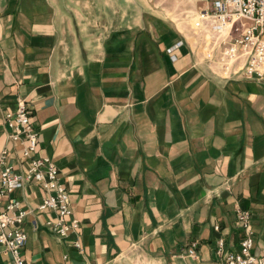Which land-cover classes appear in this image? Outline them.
<instances>
[{
    "label": "crops",
    "instance_id": "1",
    "mask_svg": "<svg viewBox=\"0 0 264 264\" xmlns=\"http://www.w3.org/2000/svg\"><path fill=\"white\" fill-rule=\"evenodd\" d=\"M154 12L150 0H0V152L24 172L4 123L22 102L79 222L61 238L36 210L42 187L14 190L2 205L27 212L26 264H218L216 241L242 239L237 209L251 213L253 253L264 245V79L213 75L191 29Z\"/></svg>",
    "mask_w": 264,
    "mask_h": 264
},
{
    "label": "built area",
    "instance_id": "2",
    "mask_svg": "<svg viewBox=\"0 0 264 264\" xmlns=\"http://www.w3.org/2000/svg\"><path fill=\"white\" fill-rule=\"evenodd\" d=\"M201 7L193 17L190 27L195 53L211 73L221 79L241 77L245 80L264 79V0H201ZM181 42L169 48L167 53L174 61L173 51ZM4 123L10 130L8 138L21 143L22 158L26 161L24 172L17 173L7 164L9 154L0 152V257L5 264H26L21 251L27 241L22 224L27 212L18 209L16 203L2 205L16 189L35 182L45 191L37 211L51 213L53 220L45 222L47 228L61 238L79 229L73 217L69 196L60 183L59 172L48 158L36 153L37 133L24 103L18 104L13 113H6ZM249 211L237 209L235 226L241 231L238 249L227 251L223 238L215 245L218 264H264V245L254 250V231ZM35 228V223L33 224ZM218 230V227H214ZM75 249L81 246L72 242ZM196 244L181 249V255L195 256Z\"/></svg>",
    "mask_w": 264,
    "mask_h": 264
},
{
    "label": "rangeland",
    "instance_id": "3",
    "mask_svg": "<svg viewBox=\"0 0 264 264\" xmlns=\"http://www.w3.org/2000/svg\"><path fill=\"white\" fill-rule=\"evenodd\" d=\"M157 17L163 18L183 34L190 31L193 17L203 7L201 0H150Z\"/></svg>",
    "mask_w": 264,
    "mask_h": 264
}]
</instances>
